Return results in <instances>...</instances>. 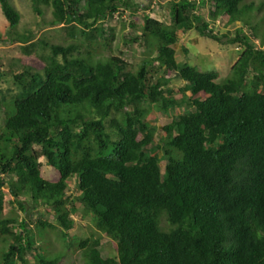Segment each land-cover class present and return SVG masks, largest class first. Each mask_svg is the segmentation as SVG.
Segmentation results:
<instances>
[{"label": "trees", "instance_id": "16d2710c", "mask_svg": "<svg viewBox=\"0 0 264 264\" xmlns=\"http://www.w3.org/2000/svg\"><path fill=\"white\" fill-rule=\"evenodd\" d=\"M42 1L68 43L19 33V12L0 0L11 33L0 41L20 43L9 65L16 90L0 91V264H62L77 248L83 264H264V45L253 28L220 34L196 11L207 3L210 21L245 24L254 3L168 0L169 24L146 6L139 33L131 21L124 40L144 48L131 64L110 53L107 24L137 11L131 0ZM191 29L241 48L229 75L218 80L215 69L176 60L178 31ZM172 79L183 85L175 90ZM152 109L170 121L158 128ZM39 157L56 180L43 175ZM71 177L76 196L66 191ZM76 201L96 236L68 237ZM102 234L113 246L105 257Z\"/></svg>", "mask_w": 264, "mask_h": 264}, {"label": "rangeland", "instance_id": "374dc122", "mask_svg": "<svg viewBox=\"0 0 264 264\" xmlns=\"http://www.w3.org/2000/svg\"><path fill=\"white\" fill-rule=\"evenodd\" d=\"M247 3L253 2L254 7L251 11H246L244 17L247 23H243L242 21H235L233 23H227L226 16L218 17L214 22L209 20L208 17V4H204L203 7H199L196 11L199 12L202 17L208 21L210 26H213L214 31H218V33H223L227 36H234L235 29L239 26L243 28L244 33H251V28L255 31L257 36L254 39V42L257 45L261 44V38H264V10L261 8L260 10L256 9L259 3L263 0H246ZM11 5L19 12L20 19L17 24L15 30L19 33H31L30 37L32 40H36L39 38H47L51 43H63L66 44L70 41V39L66 36L63 29L58 25H51L50 21L52 17L51 7L45 5L42 0H9ZM137 6V11L131 12L130 10L122 12L121 16L117 15L113 19L107 21V24L114 28V39L111 43L112 54L120 55L124 59L128 60L129 63L135 64L140 61L144 57V48L138 46L135 43L130 45H125V37L126 34L130 32L131 27L129 23L134 21L137 25V32L139 33L140 27L143 23V12L144 7L147 6L148 13L160 20L164 23H171L170 15H169V4L168 0H131ZM34 5L39 7V14H37L34 10ZM15 31V32H16ZM179 41L174 45L175 48V57L178 62H187L190 65H196L201 70H212L215 69L218 74V80L223 79L227 75H229L231 71V66L235 62V60L239 56V47H236L233 44H229L226 40V37L221 36L220 41L213 40L206 36L199 34L195 29L186 30V31H178ZM0 35L11 39V33L9 30L8 22L1 11L0 8ZM20 43L18 41H13L12 43L0 41V91L4 94H8L9 91L16 90V86L14 84V80L12 74L14 70L11 69L9 65H11L13 57H17L20 54L19 46ZM83 50V48H81ZM108 50H101L99 53H95V56H101L108 53ZM18 54V55H16ZM152 54H155L153 51ZM22 63H26L35 68L41 67L42 62L34 57H22ZM20 67L16 65V68ZM171 87H174L175 90L178 87L183 85L181 80H171L169 82ZM11 93V92H10ZM1 96V92H0ZM7 97V96H6ZM1 98V97H0ZM4 119V105L0 104V126L3 123ZM148 120L152 123H155L158 128H161L165 123L170 121V117L158 112L156 109H152L151 113L148 115ZM162 131L159 132L158 135H161ZM39 162L41 163V171L45 177L51 180L57 179V172L48 166L45 162V158L39 157ZM164 162H162V165ZM163 167V166H162ZM5 196L10 198L8 193V185H4L2 187ZM66 191L68 193H72L74 196L77 195L76 187H75V177H71L68 179ZM76 211L72 213V217L75 221L74 227L69 231V238L72 237H87L91 234L96 236L98 231L95 230L92 221L91 214H87L82 210V205L79 201L75 202ZM18 211L19 208H18ZM44 211L43 206L37 207L34 211L37 212ZM47 218L50 221H53L52 214L46 213ZM22 217V212L20 211L19 219ZM103 240L99 246L101 250V254L105 257L112 252L113 246L111 240L102 234ZM48 237V235H47ZM51 244L53 247H60L59 241L54 239L53 232L50 233ZM51 246V245H50ZM26 258H31L30 255L26 254ZM62 264H83L81 249L77 248L74 251L72 249L68 250L66 255L61 260Z\"/></svg>", "mask_w": 264, "mask_h": 264}]
</instances>
